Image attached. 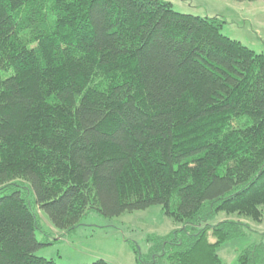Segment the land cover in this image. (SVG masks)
<instances>
[{"label": "trees", "instance_id": "trees-1", "mask_svg": "<svg viewBox=\"0 0 264 264\" xmlns=\"http://www.w3.org/2000/svg\"><path fill=\"white\" fill-rule=\"evenodd\" d=\"M223 23L166 0H0V190L27 184L66 231L160 205L179 227L148 263L222 264L264 215V53ZM37 228L19 189L0 196V264H57ZM236 264H264V241Z\"/></svg>", "mask_w": 264, "mask_h": 264}, {"label": "rangeland", "instance_id": "rangeland-1", "mask_svg": "<svg viewBox=\"0 0 264 264\" xmlns=\"http://www.w3.org/2000/svg\"><path fill=\"white\" fill-rule=\"evenodd\" d=\"M175 11L199 16H218L224 23L222 34L239 40L256 52L264 53V0H166ZM20 184V183H18ZM21 185V184H20ZM26 185L0 190V196L19 189L36 213L40 228L35 237L42 242L34 254L52 259L57 264H90L103 259L109 264H150L151 248L157 237L167 234L179 224L163 213L160 205L105 216L88 210L78 226L71 230L53 227L47 216L38 210L33 190ZM236 219L234 214L219 212L212 220ZM247 227L243 234L216 246L222 264H236L247 246L264 241V215L258 223L242 219ZM134 248L138 250L135 253Z\"/></svg>", "mask_w": 264, "mask_h": 264}]
</instances>
